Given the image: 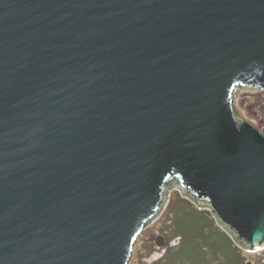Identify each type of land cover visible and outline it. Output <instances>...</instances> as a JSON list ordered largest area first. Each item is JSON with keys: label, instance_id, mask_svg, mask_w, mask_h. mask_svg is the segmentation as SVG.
<instances>
[{"label": "water", "instance_id": "water-1", "mask_svg": "<svg viewBox=\"0 0 264 264\" xmlns=\"http://www.w3.org/2000/svg\"><path fill=\"white\" fill-rule=\"evenodd\" d=\"M264 0H0V264H129L177 188L264 250Z\"/></svg>", "mask_w": 264, "mask_h": 264}, {"label": "rangeland", "instance_id": "rangeland-1", "mask_svg": "<svg viewBox=\"0 0 264 264\" xmlns=\"http://www.w3.org/2000/svg\"><path fill=\"white\" fill-rule=\"evenodd\" d=\"M234 107L238 119L264 126V91L262 89L247 86L238 87L234 92ZM185 211H196L209 218L212 222L208 229L209 242L217 244L218 237L216 234L220 230L228 234L218 224L210 209H199L180 190L173 188L169 191V199L158 218L148 224L137 239L129 264H171L170 258L175 259L177 257L183 241L176 236L178 219L181 224H187L184 236L188 245L190 244L191 248L200 255L196 258L193 257V261L187 260L184 256L181 261L182 264H264V250L248 252L237 245L232 238L233 246L239 250L238 254L242 256L241 259L235 256V252L230 255L232 257H226L221 248L218 251L204 247L202 249L204 241L200 239L202 235L201 230L197 228L198 220L190 214L183 213ZM189 249L187 248L186 251Z\"/></svg>", "mask_w": 264, "mask_h": 264}, {"label": "trees", "instance_id": "trees-1", "mask_svg": "<svg viewBox=\"0 0 264 264\" xmlns=\"http://www.w3.org/2000/svg\"><path fill=\"white\" fill-rule=\"evenodd\" d=\"M183 213H186V214H190L191 216H193L196 220H198V226L197 228H199V230H201V240L204 241V243L202 244V249L203 247L204 248H211V250H214V251H218L220 248L223 250V253L225 254L226 257H232L230 255L234 254L235 252V256L239 259H241V255L238 254V249L236 248V246H233L234 243L232 242V239L231 237L226 234L225 232H223L222 230L218 231L217 232V237H218V241H217V244H213L211 242L208 241V239L210 238L209 236V227L210 225H212V222H210L209 218L208 217H204L202 215L199 214V212H196V211H191V212H183ZM187 224L185 225L184 223H180L179 222V219L177 220L176 222V236L180 237L183 241H182V245H181V250L180 252H178L177 254V257L174 259V258H170L169 262L171 264H182V259L184 258H187V260L189 261H193V257H198L200 256L199 253H196L194 251V249L191 248L190 244L188 245L187 243V240L184 236V234H186V227ZM221 243L222 246L219 247V244ZM188 245V246H187ZM187 248H190L188 251ZM201 249V250H202ZM169 258V257H168ZM201 259H204V258H201Z\"/></svg>", "mask_w": 264, "mask_h": 264}]
</instances>
